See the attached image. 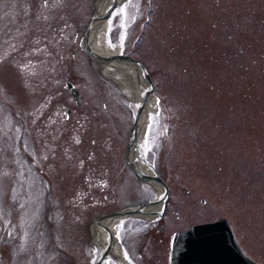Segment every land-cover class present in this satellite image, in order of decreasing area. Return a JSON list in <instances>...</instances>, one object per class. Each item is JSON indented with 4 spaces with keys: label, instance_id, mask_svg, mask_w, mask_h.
Instances as JSON below:
<instances>
[{
    "label": "rangeland",
    "instance_id": "obj_1",
    "mask_svg": "<svg viewBox=\"0 0 264 264\" xmlns=\"http://www.w3.org/2000/svg\"><path fill=\"white\" fill-rule=\"evenodd\" d=\"M81 1L87 5L75 21L84 26L94 0ZM137 2L127 3L126 15L119 9L109 37L159 84L162 105L152 114L145 156L170 187L167 236L227 218L244 252L264 264V0H152L144 31ZM41 4L0 0V264H90L89 224L153 201L157 191L125 164L136 105L99 77L81 35L75 41L78 21L60 37L63 16L45 27ZM66 81L82 92L84 107L63 94ZM57 103L85 121L71 117L62 134L47 133L41 125L58 122ZM103 141L110 147L100 148ZM110 195L120 198L114 207ZM148 221L121 226L134 256L154 238L157 220ZM116 258L112 264H121Z\"/></svg>",
    "mask_w": 264,
    "mask_h": 264
},
{
    "label": "water",
    "instance_id": "obj_2",
    "mask_svg": "<svg viewBox=\"0 0 264 264\" xmlns=\"http://www.w3.org/2000/svg\"><path fill=\"white\" fill-rule=\"evenodd\" d=\"M102 1H95L92 18L84 34L85 48L89 52L91 60L99 66L101 76L115 83L123 95L136 105L135 121L128 141V167L133 170L142 183L154 186L160 191L156 195V199L151 203L127 206L93 222L91 232L94 239L95 232L100 226L107 229L111 235V243L106 250L102 251L97 264H102L103 259L109 258L115 238L118 240L117 234L110 229L113 223L118 226L119 222H116L117 220L123 222L124 219L131 217H145L149 213V207L154 205L161 206L157 212L162 215L170 195L167 183L160 176L155 165L145 156L141 146V136L148 133L152 121L150 112H153V110H151V106L154 103L158 105L159 102L155 94V84L149 74V70H147L141 60L123 52H99L93 45V37L98 27L109 22L116 13L117 8L124 6L130 0H108L107 2L104 1L106 4L101 3ZM103 4L105 6H102ZM110 9L111 11H109ZM107 36L109 37V35ZM123 64L132 66L135 72V81L141 93L139 101L129 97L119 86L117 78L112 79L108 76L107 68L118 67ZM67 88L74 96L76 102H79V97H81L79 90L69 82L67 83ZM144 168L150 171L147 172ZM228 222L226 218H221L214 222L195 225L172 235L170 264H258L242 253Z\"/></svg>",
    "mask_w": 264,
    "mask_h": 264
},
{
    "label": "flooded vegetation",
    "instance_id": "obj_3",
    "mask_svg": "<svg viewBox=\"0 0 264 264\" xmlns=\"http://www.w3.org/2000/svg\"><path fill=\"white\" fill-rule=\"evenodd\" d=\"M148 2L149 1H147V0H143V4H142L143 6H146V12H145L146 15L150 14V11L148 12V9H147V6L149 5ZM43 3H44V0H42V4L39 6V9H37V11H36V13L40 14V17H41L40 19H42L43 25L45 27L50 26L51 22L53 21V18L56 19L55 17L59 15L58 13H61L64 20L60 24V26L55 27L56 31L61 32L60 37H64V33L71 31L73 29V27L77 24V21H78V24L76 25V27H77L76 35L74 38H75V41L79 40V36H80L84 26L79 24V20L75 21V18L77 19V17L80 16V12H82V10L83 11L85 10L87 3L85 4V2L83 3V1H81V0L80 1L79 0H48V6L46 8L42 6ZM92 4L94 5V2ZM29 6L30 5L28 4L26 8H28ZM141 6H140L139 2H137L135 4V9L137 12H139L141 10ZM29 13H30V10L26 9L25 15H28ZM45 16H47V19H44ZM23 22L26 25L27 22H29V20H24ZM56 37L57 36H54V35L51 36V38H54L53 44H58V42H59V38H56ZM62 43H63V39L61 40V44ZM56 46H58V45H56ZM72 55H73V57H75V51L72 52ZM63 94L65 96H70L68 91L65 89H64ZM83 97L84 96L82 94V96H81V103L82 104H81V106H78V107H84L85 106V103H84L85 98H83ZM70 98H72V97L70 96ZM43 105L47 106V104H43ZM63 109L65 111V114H62ZM52 116L55 117L58 120V122L55 121L54 119H50L46 123L43 122V124L41 125V127H45L48 129L47 133L52 132V130H57L60 134H62L63 130L68 129L69 124H70L69 118H71V117L75 118L76 123H81V122L85 121L84 115H82V114L78 115V113H74L71 108L65 107L64 105H61L60 103L56 104V107L53 110ZM75 126H77V125H75ZM105 143L106 142L103 141V143L99 144L98 146L100 148L101 147L105 148V146H107V145L110 147V145L108 143L107 144H105ZM125 144L127 145L126 141H125ZM121 146H122V144L120 145V147ZM114 149H116V147ZM125 164L127 165V160H126ZM104 184H105V182H104ZM115 194L117 195L119 193H115ZM116 195H110L108 197L107 202L110 206L114 207V205H116L117 201L120 199L119 197L117 198ZM104 203L105 202H102L101 204H104ZM124 206H126V205H124ZM121 208H124V207L123 206L118 207L117 209L110 211L109 213L115 212ZM109 213H104L102 215H99L98 218L101 216H105ZM149 222L150 221H148L147 223H149ZM166 225H167V221H166L165 216H163L161 219H158L156 224H151L152 227H150V228H152V231H153L152 233H153L154 238L151 239L149 244H146L145 247L143 245H141V248L139 249V251H137V254L135 256L132 254V245H131L130 240H128V247L125 246L124 240H123V234H120V239L122 241V244L125 246V248L127 247L126 250H127L128 254L130 255V257L135 262V264H146L145 260H147L148 262H152V264H169V257H170V250H171L170 245H171V239H172L171 235H173L176 231L173 232L172 234H170L169 236H167L168 231H167ZM135 228H138V227H135ZM135 232H136V234H138L137 231H135ZM235 236H236V234H235ZM236 239L239 242L237 236H236ZM163 244H164V251L162 253L163 248L161 249V246ZM91 251H93V247H91ZM160 253H162V254H160ZM112 261L113 260H111L110 264H112Z\"/></svg>",
    "mask_w": 264,
    "mask_h": 264
},
{
    "label": "bare ground",
    "instance_id": "obj_4",
    "mask_svg": "<svg viewBox=\"0 0 264 264\" xmlns=\"http://www.w3.org/2000/svg\"><path fill=\"white\" fill-rule=\"evenodd\" d=\"M108 0H103L101 3H105ZM106 4V3H105ZM102 6H105L104 4ZM104 10V7H103ZM111 30V21L105 23V25L103 24L102 26L98 27V30H96L95 36L93 37V45L95 46V48L99 51V52H105V51H114V52H123L124 51V44L123 42H121L120 44H118V46L116 48H112L111 44L112 42L109 40V37L107 35H109ZM113 68H107V72H108V76L112 79H116L118 83L120 84L119 86H121V88L135 101H139L141 98V93L140 90L138 88V85L136 83V76H135V72L132 68V66H128V65H119L118 67H114ZM106 72V74H107ZM151 110H153V112H150L151 115V119L153 118V115L155 113V111H158V105H156V103H154V105L151 106ZM146 137L147 134H142L141 136V146H142V150L143 153L145 155H147V146H146ZM145 171L149 172L150 170H148L147 168H144ZM157 194L159 193V189H156ZM161 206L159 205H154L149 207V213H148V217L149 219H154L157 211L160 209ZM119 222V226L121 225L122 221H116ZM119 226H117L116 223H113V227L115 229V233L118 232L119 230ZM119 237V235H118ZM109 235L108 232L106 231V229H103L100 227L97 228L96 232H95V240H93L94 243V248L95 250H97L98 252V247L105 250L108 246V242H109ZM115 255L117 257V259H119L121 264H129V260L128 258L125 257V253L123 252V249L121 248L120 244L118 243V246L115 249ZM98 256V255H97ZM96 259V256H95ZM111 259L107 260L106 264H110Z\"/></svg>",
    "mask_w": 264,
    "mask_h": 264
},
{
    "label": "snow or ice",
    "instance_id": "obj_5",
    "mask_svg": "<svg viewBox=\"0 0 264 264\" xmlns=\"http://www.w3.org/2000/svg\"><path fill=\"white\" fill-rule=\"evenodd\" d=\"M42 6L46 8L48 6V0H44V3H43ZM109 11H111V9ZM119 14L126 15V12H125V9H124L123 6L121 7ZM44 19H47V16H45ZM29 67H30V65H25V66L22 67L21 71H25L26 72V71L29 70ZM77 142H79V141H77ZM9 235L11 236V233H9ZM125 257L127 258V253H125Z\"/></svg>",
    "mask_w": 264,
    "mask_h": 264
},
{
    "label": "trees",
    "instance_id": "obj_6",
    "mask_svg": "<svg viewBox=\"0 0 264 264\" xmlns=\"http://www.w3.org/2000/svg\"><path fill=\"white\" fill-rule=\"evenodd\" d=\"M147 66H148V65H147ZM148 68H149V67H148ZM149 70H150V74H151V76L153 77V79H154V81H155V83H156V87L158 88L159 84H158V82H157V80H156L155 72H154L153 70H151V68H149Z\"/></svg>",
    "mask_w": 264,
    "mask_h": 264
}]
</instances>
